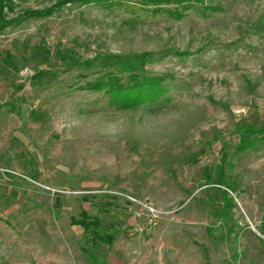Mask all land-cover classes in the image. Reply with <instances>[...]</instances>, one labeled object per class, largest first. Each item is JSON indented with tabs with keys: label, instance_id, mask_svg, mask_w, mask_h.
Masks as SVG:
<instances>
[{
	"label": "rangeland",
	"instance_id": "obj_1",
	"mask_svg": "<svg viewBox=\"0 0 264 264\" xmlns=\"http://www.w3.org/2000/svg\"><path fill=\"white\" fill-rule=\"evenodd\" d=\"M95 1L0 0V264H264V0Z\"/></svg>",
	"mask_w": 264,
	"mask_h": 264
},
{
	"label": "trees",
	"instance_id": "obj_2",
	"mask_svg": "<svg viewBox=\"0 0 264 264\" xmlns=\"http://www.w3.org/2000/svg\"><path fill=\"white\" fill-rule=\"evenodd\" d=\"M108 0H96V3H105ZM150 3L162 4L168 0H146ZM81 2L91 3L92 0H81ZM107 4V3H106ZM110 7V6H109ZM108 7V8H109ZM4 5L0 2V32L5 28L16 26L21 22L31 19L40 18L50 15L49 11L45 12H31L25 11L22 15L16 19L6 21L4 14ZM131 85L123 84V81L116 77H110L106 80L97 79L95 83H89L86 88L89 92H105L108 97L110 104L117 106L120 109H131L133 107L142 105L145 102L153 100L159 92V86H155L150 80L137 81L131 78ZM72 224L82 228L85 235L90 234L93 228L99 227V220L96 217H90L85 212H81L80 219H72ZM105 239L111 244L114 239V235H103ZM90 257V256H89Z\"/></svg>",
	"mask_w": 264,
	"mask_h": 264
},
{
	"label": "built area",
	"instance_id": "obj_3",
	"mask_svg": "<svg viewBox=\"0 0 264 264\" xmlns=\"http://www.w3.org/2000/svg\"><path fill=\"white\" fill-rule=\"evenodd\" d=\"M133 202H135V201H133ZM135 203H137V202H135ZM137 206L140 207L139 211L143 210L146 212V214L149 217L152 224L156 223V221L158 220V217H159V213L155 209H153L150 205H137Z\"/></svg>",
	"mask_w": 264,
	"mask_h": 264
},
{
	"label": "crops",
	"instance_id": "obj_4",
	"mask_svg": "<svg viewBox=\"0 0 264 264\" xmlns=\"http://www.w3.org/2000/svg\"><path fill=\"white\" fill-rule=\"evenodd\" d=\"M71 221H72V219H71ZM71 224H72V222H71ZM73 225V224H72ZM75 226V225H74Z\"/></svg>",
	"mask_w": 264,
	"mask_h": 264
}]
</instances>
